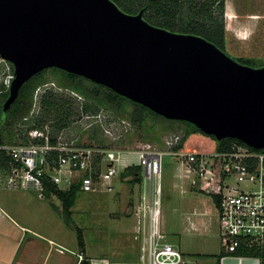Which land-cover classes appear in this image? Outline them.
Masks as SVG:
<instances>
[{
  "label": "water",
  "instance_id": "water-1",
  "mask_svg": "<svg viewBox=\"0 0 264 264\" xmlns=\"http://www.w3.org/2000/svg\"><path fill=\"white\" fill-rule=\"evenodd\" d=\"M143 15L112 0H0V56L15 69L3 112L34 76L57 68L218 141L264 149V67Z\"/></svg>",
  "mask_w": 264,
  "mask_h": 264
},
{
  "label": "built area",
  "instance_id": "built-area-1",
  "mask_svg": "<svg viewBox=\"0 0 264 264\" xmlns=\"http://www.w3.org/2000/svg\"><path fill=\"white\" fill-rule=\"evenodd\" d=\"M14 79V66L0 56V95L10 92ZM46 85L36 89L32 108L22 120L25 124L39 115ZM85 116L95 119L96 124L103 127L100 115ZM28 128L24 129V141L0 145V150L10 158V170L5 173L11 177L8 184L36 191L41 198L46 196L48 185L68 191L80 182V191L89 193L96 190V180H101L112 190L110 182L114 176L121 175L131 166L141 167L140 185L145 187L146 193L133 207L137 220L135 239L140 242L137 264L189 262L179 249L166 241L161 228L162 162L166 153L174 156L179 164L176 177L201 192L218 171L221 173L218 213L223 248L234 255L239 251H253L264 264V149L234 143L227 152L175 151L174 147L182 138L176 133L161 143L168 152L150 143L137 149L111 150L99 145H78L77 139L64 142L61 132H53L48 125ZM107 132L110 133L108 129ZM63 184L67 188H62ZM83 259L80 255V262Z\"/></svg>",
  "mask_w": 264,
  "mask_h": 264
},
{
  "label": "rangeland",
  "instance_id": "rangeland-1",
  "mask_svg": "<svg viewBox=\"0 0 264 264\" xmlns=\"http://www.w3.org/2000/svg\"><path fill=\"white\" fill-rule=\"evenodd\" d=\"M225 3L227 37L225 53L238 62L241 57L254 59L257 64L250 67L258 68L264 63V0H225ZM57 75L62 76L63 74L51 68L47 69L36 89L47 84L43 87L46 90L45 94L51 93L60 98L72 99L78 107L79 114L74 116L72 124L61 132L64 142L77 139L78 145L83 146H97L95 142H99L104 149L111 150L137 149L144 143H150L168 152L169 150L164 148V140L173 134L183 133L179 125L174 129L169 128V125L163 123L161 118L154 116L151 118L148 114L145 115L147 124L145 128L134 124L131 116L136 108L129 102L126 105L129 114L125 116L118 115L105 107L97 113H85L81 108L88 101L72 89L64 88ZM2 102L3 98L0 97V113H2ZM86 114L100 115L103 119V127L98 126L95 119L86 118ZM29 124L30 122L25 124L21 121L17 124V128L26 130ZM166 126L169 129H165ZM121 134L124 136L118 138ZM152 135H157L160 140L153 141ZM200 152L208 151L200 150ZM178 166L176 158L166 153L162 162L161 222L163 231H166L164 233L167 234L169 240H176L185 231L188 217L190 220H198L206 211L209 214L207 219H210L213 224L212 231L216 234L218 230L220 236L218 207L212 196L202 193L197 188L193 189L187 182L178 179L176 177ZM10 179L9 175L0 172V205H3L16 219H20L17 213L19 211L24 218L28 219L25 225L53 239L57 243L56 246L62 249V253H59L54 250L55 246H52L45 264H80L79 256L84 250L82 251L79 246V230L87 246L97 247L101 245L104 229L106 233H109V244L111 245L117 236L115 232L118 231L119 220H124L130 229L134 219L124 216L125 212L146 193L145 187L129 182L132 177L124 179L121 175L114 176L110 182L112 190L107 189V184L101 180H96L98 185L94 192H81L78 195L76 205L72 209V220L66 223L62 213V201L57 196L46 195L41 198L36 191L23 190L14 184H8ZM62 188H67V185L63 184ZM147 197L150 198V195L147 194ZM27 235L24 246L31 238L29 233ZM104 240L107 239L104 238ZM45 242L47 243L44 244L48 245L47 247L42 246V249L45 248L41 251L42 258L45 257L47 248L50 247L49 241ZM220 243L223 246L222 238ZM135 246L136 244L132 243L131 248H125V253L129 249L128 254L134 255L133 247ZM135 249L137 250V246Z\"/></svg>",
  "mask_w": 264,
  "mask_h": 264
},
{
  "label": "trees",
  "instance_id": "trees-1",
  "mask_svg": "<svg viewBox=\"0 0 264 264\" xmlns=\"http://www.w3.org/2000/svg\"><path fill=\"white\" fill-rule=\"evenodd\" d=\"M118 7L128 14H138L143 11L144 19L153 26L167 29L176 33L192 34L203 37L215 44L223 52H226L227 37L225 24V0H112ZM239 63L247 66L257 64L254 59L241 57ZM264 67V63L258 68ZM62 72V76H58L60 84L66 89L81 94L87 101L81 110L85 113H97L103 107L113 110L114 113L125 116L129 114L126 105L132 103L136 110L131 116L134 124L141 127L147 125L145 115L151 118L158 117L167 123L169 128L174 129L175 126L181 127L183 133L180 143L174 147L175 151H200L208 152H227L231 150L234 143L244 144L236 139H224L218 141L213 135H208L195 125L186 121L168 120L145 106L132 102L122 97L111 89L96 84L82 76L74 75L66 71L52 68ZM47 70L34 76L20 90L19 97L13 103L7 113L3 112V104L9 97V92L1 94L3 98L2 113L0 117V145L12 144L14 142L26 139L24 129L17 128V124L21 122L30 112L33 105V96L39 80L43 77ZM78 107L72 99L60 98L55 94L46 93L43 95L40 105L39 115L34 117L29 124V128L44 127L49 125L53 132L60 133L67 129L73 121V117L78 113ZM42 112V114H41ZM53 122V124H51ZM166 126L165 129H169ZM28 128V129H29ZM93 137V136H92ZM94 139V137H93ZM153 141H159L157 135H152ZM95 142V141H93ZM102 146L101 143L95 142ZM162 143V142H161ZM10 170V158L4 151L0 150V172L7 173ZM121 176L129 180L133 184L142 183L141 167L131 166L127 168ZM80 182L74 184L70 190L63 191L57 186L48 185L47 196L55 195L62 201V213L66 223L72 220V209L76 205L80 191ZM222 176L218 171L215 178L202 190V193L212 196L217 207L221 203ZM79 246L85 251V241L82 232L79 230ZM83 251V252H84ZM82 255V254H81ZM237 255L259 256L253 251H239ZM80 264H91L85 257ZM218 264V263H217Z\"/></svg>",
  "mask_w": 264,
  "mask_h": 264
},
{
  "label": "crops",
  "instance_id": "crops-1",
  "mask_svg": "<svg viewBox=\"0 0 264 264\" xmlns=\"http://www.w3.org/2000/svg\"><path fill=\"white\" fill-rule=\"evenodd\" d=\"M134 206L135 204H132V207L124 215L134 219L133 225L129 229L126 222L120 219L118 231L115 232L117 236L111 245L109 244V233H106L104 229L102 230L101 245L89 247L85 242V251L81 254L91 264H137L139 262L140 242L135 239L137 220L133 213ZM17 213L20 219H16L3 205H0V264H45L52 246H55V251L62 253V249L56 246V241L47 238L37 229L25 225L28 222L27 217L24 218L19 211ZM208 215L204 211L198 220H190L188 217L185 231L176 240H169L166 234V241L180 250L189 261L187 264H261L256 256L226 253L220 243L221 235H218V230L216 234L212 231L213 224L210 219H207ZM161 228L164 230L162 222ZM28 233L31 238L24 246ZM46 240L49 241L50 247L47 248L46 255L42 258L41 251L45 249H42V246L47 243ZM132 243L137 246V250L136 246L133 247L134 255L128 254L129 249L125 253V248H131Z\"/></svg>",
  "mask_w": 264,
  "mask_h": 264
}]
</instances>
